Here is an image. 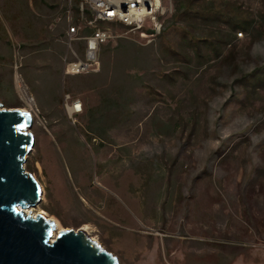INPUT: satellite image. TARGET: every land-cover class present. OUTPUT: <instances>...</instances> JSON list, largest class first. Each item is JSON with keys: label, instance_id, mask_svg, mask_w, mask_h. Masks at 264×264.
<instances>
[{"label": "rangeland", "instance_id": "obj_1", "mask_svg": "<svg viewBox=\"0 0 264 264\" xmlns=\"http://www.w3.org/2000/svg\"><path fill=\"white\" fill-rule=\"evenodd\" d=\"M161 2L151 40L112 25L67 74L66 3L0 0V103L31 113L43 188L24 211L119 264H264V0Z\"/></svg>", "mask_w": 264, "mask_h": 264}, {"label": "water", "instance_id": "obj_2", "mask_svg": "<svg viewBox=\"0 0 264 264\" xmlns=\"http://www.w3.org/2000/svg\"><path fill=\"white\" fill-rule=\"evenodd\" d=\"M93 38L87 57L93 58ZM32 115L0 103V264H119L117 257L84 229H61L44 213L22 208L40 200L41 186L24 162L34 138Z\"/></svg>", "mask_w": 264, "mask_h": 264}, {"label": "built area", "instance_id": "obj_3", "mask_svg": "<svg viewBox=\"0 0 264 264\" xmlns=\"http://www.w3.org/2000/svg\"><path fill=\"white\" fill-rule=\"evenodd\" d=\"M66 3L65 43L74 58L66 61V73H79L93 69L97 64V55L102 44L113 38L112 25H123L131 30H138L142 35L153 36L160 32L163 16L170 10L161 0H79L73 9V0H62ZM75 19L73 20V16ZM150 25L145 27L146 21ZM87 30V31H86ZM93 38L94 57H87L88 39ZM84 41L83 57H77L74 42ZM65 108L70 115L81 110L79 98L65 95Z\"/></svg>", "mask_w": 264, "mask_h": 264}, {"label": "crops", "instance_id": "obj_4", "mask_svg": "<svg viewBox=\"0 0 264 264\" xmlns=\"http://www.w3.org/2000/svg\"><path fill=\"white\" fill-rule=\"evenodd\" d=\"M79 0H73V5H74V8H75V6H76V4H77V2H78ZM66 29H67V27H66ZM66 29H65V31H66ZM87 31V30H86ZM76 43V42H75ZM84 44V41L83 40H81V41H78V43H77V45H76V47L78 48V49H80V50H82L83 49V45ZM75 46V45H74ZM75 47V48H76ZM76 48V49H77ZM77 49V50H78ZM79 73H81V72H79ZM79 73H67V74H79ZM81 101V100H80ZM81 109H82V101H81ZM81 111V110H80ZM79 111V112H80ZM68 112V111H67ZM78 112H76V113H73V114H77Z\"/></svg>", "mask_w": 264, "mask_h": 264}, {"label": "bare ground", "instance_id": "obj_5", "mask_svg": "<svg viewBox=\"0 0 264 264\" xmlns=\"http://www.w3.org/2000/svg\"><path fill=\"white\" fill-rule=\"evenodd\" d=\"M26 110V109H25ZM41 186V185H40ZM43 188H41V193H40V198L42 197V195H43V190H42ZM25 207L26 206H24L23 208H22V210L24 211L25 210ZM28 211H24V212H28L29 213V209H27ZM40 213H45V211L44 210H41L40 211ZM52 237H55V232H54V234L52 235Z\"/></svg>", "mask_w": 264, "mask_h": 264}]
</instances>
